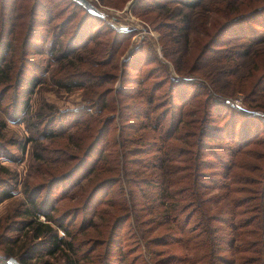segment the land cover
Segmentation results:
<instances>
[{
    "label": "trees",
    "instance_id": "1",
    "mask_svg": "<svg viewBox=\"0 0 264 264\" xmlns=\"http://www.w3.org/2000/svg\"><path fill=\"white\" fill-rule=\"evenodd\" d=\"M203 1L157 2L168 18L173 8L192 9ZM236 2L205 5L220 18L202 25L204 40L183 70L200 78L195 82L175 79L153 50L137 46L136 55L130 52L120 64L136 70L142 54L161 65L162 76L155 77L156 65L143 74L124 75L117 70L116 54L125 34L70 0L72 14L58 21L45 0H0V100L10 91L8 113L25 118L28 96L39 82L36 72L54 60L53 82L65 89L81 87L88 102L81 110L38 118L35 130L53 143L42 147L39 157L68 163L23 189L24 199L0 224L4 258L15 256L19 264H51L48 257L56 254L61 264H264V176L251 191L250 165L239 172L240 164L233 163L237 153L250 156L251 147L243 142L264 121L224 101L221 96L229 93L216 83L224 75L232 79L231 91H241L250 73L241 77L239 64L248 50H238L264 44V0ZM176 12L180 19L157 26L181 29L179 21L187 14ZM70 17L76 21L67 31ZM101 30L111 32L110 38L96 39ZM51 41L48 54L55 44L61 51L56 47L59 52L44 65L41 56L47 55L45 46ZM6 50L7 59L2 55ZM167 54L163 46L162 55ZM258 56L256 67L250 68L253 75L260 70L250 83L253 94L264 93V55L259 64ZM191 86L198 87L193 95ZM243 95L248 106L263 105ZM223 109L227 116L216 122ZM90 110L110 116L97 120ZM72 118L67 126L65 119ZM109 125L114 134L108 138ZM221 149L229 151V159L221 160ZM14 181L13 176L0 177V199L10 195ZM69 187H76L79 198L55 213L56 194L66 196ZM102 204L111 211L104 212ZM0 264L8 263L0 257Z\"/></svg>",
    "mask_w": 264,
    "mask_h": 264
},
{
    "label": "rangeland",
    "instance_id": "2",
    "mask_svg": "<svg viewBox=\"0 0 264 264\" xmlns=\"http://www.w3.org/2000/svg\"><path fill=\"white\" fill-rule=\"evenodd\" d=\"M48 4L49 8H47L48 12H51L56 16L53 21H58L64 16L68 15V12L71 10V6L67 3V0H45ZM106 3L103 4L102 2ZM138 1V0H137ZM136 0H94V2L104 9L109 10L121 17H126L129 19L128 26L125 30L122 31L125 35H123L120 43L118 45V50L116 54V58L118 61L117 70L121 69V72L129 73L130 75L134 74H143L146 69L149 67L155 66L156 78L158 74L162 76V67L159 64L154 62L150 63L146 59H141L136 66L137 69L129 68L120 64V61L126 56L134 52L136 46L138 48H144L146 50H153L155 54L168 66V71L174 75V78H183L190 81L194 80L197 82L200 80L199 77H194L191 73H184L190 62V59L193 54L199 49L202 41L204 40V35L201 31L202 25L210 26L213 18H220L218 13L212 12L211 10L206 9L205 5L207 2L211 1L214 5L221 7L225 2L228 4L235 5L234 3H238V0H205L199 6L189 9L183 7L173 8L169 12V16H164L163 14L167 13L165 9H160L158 6V0H142L137 3ZM17 4V3H16ZM136 4V5H135ZM134 8V9H133ZM51 9V10H50ZM133 9V11H132ZM177 9H181V12L186 13L187 17L185 19H181L179 21V25L182 26L181 29H168L163 28V25L157 26L158 24H162L164 22L170 20L180 19L178 16L180 15ZM72 12H69V15ZM179 14V15H178ZM168 15V14H166ZM178 17V18H177ZM264 17V15H261ZM71 18V21L66 25L65 30L69 31L71 26L75 23L76 18ZM12 20H15L13 18ZM205 20V22H204ZM109 26V25H108ZM110 27V26H109ZM133 27V28H132ZM112 28V27H111ZM114 29V28H113ZM106 30H101L96 39L103 40L105 37L110 38L111 32H105ZM68 33V32H67ZM66 35V34H65ZM50 38V36H49ZM60 39V38H59ZM91 40L88 44L92 45L96 40ZM6 40V39H5ZM240 39H235L232 42H238ZM5 42V41H4ZM168 43L169 47L172 50L168 49L165 45ZM52 41L50 44L47 42L45 46L47 55H43L42 61L44 65H47L48 59L53 60V55H56L59 51H61V46H54V52L52 55L48 54V51L52 47ZM166 50L167 57L165 58L162 55V48ZM56 47L60 48L59 51L56 50ZM248 50V52L241 57L242 62L239 64L241 77L245 78L247 74L250 73L249 82H245L246 85L241 91L235 90L231 91L232 88V79L226 78L224 75L219 76L220 79L216 80L218 85L224 87L223 89L227 90L229 94H224L221 98L226 101L228 100L232 103L237 109L247 112V113H255L260 117V121H264V93H250V83L254 82L259 76L258 73L260 70L251 74L255 69H250L252 67H256L254 61L255 56H258L256 59L257 64L260 63L262 56L264 55V44H259L254 47L244 46L241 47L238 51ZM250 50V52H249ZM135 54V53H133ZM4 55L5 59L9 58V52ZM85 55V54H84ZM136 55V54H135ZM38 56H35V58ZM139 57V56H138ZM171 57V58H170ZM173 58H177L176 64H172L171 60ZM55 60L48 64L46 70L41 72H36L37 78L39 80L38 83L32 89V92L28 96V107L27 114L25 118L22 120L18 116H14L9 114V103L11 98V93L8 91L0 100V177H8L13 176L14 188L11 189L10 195L0 199V224L4 222L5 217L8 216L13 209L17 206V204L24 199V188H29L35 182L39 181L42 177L47 179L50 176L51 172L54 170L60 171L64 167H66L68 162L60 163L59 160H53L50 158L39 157V155L43 152L42 147L53 145V143L49 142V139L43 138L40 133L35 130L36 122L38 118L47 115L48 113H58L64 112L66 110H75L80 109L81 105L87 104V99L81 87H72L69 89H65L59 87L53 80L51 79L50 72L55 66ZM173 65H176L175 71L173 70ZM181 69H179V68ZM159 68V69H156ZM123 74V73H122ZM118 80L112 82L114 87L118 86ZM209 83V82H208ZM207 82H204V85L208 86ZM104 84L103 86H105ZM108 85V84H107ZM165 85V84H164ZM243 85V84H242ZM198 87L191 86V94H194V89ZM126 90L125 92H129ZM202 91V90H198ZM233 92V93H231ZM244 92L248 94L249 99H251L252 103H262L261 107H253L248 106L244 101ZM197 96L202 97L203 94L200 92ZM8 103V104H7ZM98 109V104L96 107ZM93 110V109H92ZM92 112V114H96L99 120L100 116L109 113L108 111H100ZM4 111V112H3ZM88 111L89 113H91ZM218 116H216L215 121L221 122L223 118H225L228 114L226 109L219 110ZM116 114V112H114ZM114 114V115H115ZM65 114V116H67ZM86 114L81 112L80 116H85ZM76 117L75 114L73 118ZM71 120H66L67 126L72 122ZM114 134V130L112 129V125H109L108 138ZM250 137L245 140V143H248V146L251 147L250 156L247 154H243L242 152L235 154L234 162L235 164H240L239 172L244 171L243 167L248 166L247 173L251 175L253 178L249 181H253L250 184L251 191L257 187L262 181H260L264 176V125L261 124L257 129H253L250 133ZM32 136L33 140H27L28 137ZM12 141H17V144H8L12 143ZM229 141V140H227ZM231 142V140H230ZM74 152L71 149V153ZM234 152L232 153V155ZM217 155L221 158L222 161L229 159L230 154L228 150L222 152L221 150L217 151ZM72 162V160H70ZM70 162V163H71ZM228 163V162H227ZM5 167V168H1ZM233 169H238L233 165ZM221 170L225 169L224 167L220 168ZM55 173V172H54ZM84 181V180H82ZM89 183V181L87 182ZM76 187L68 188L67 195L57 193L54 199V205L56 207V212L58 213L60 210L66 208L69 205L75 203V201L79 198L80 193L75 194ZM57 192V191H56ZM104 212H110L111 208L102 204ZM55 210L52 212L54 213ZM38 218L43 220L44 217L39 215ZM60 228H57L58 235L60 234ZM23 238V237H22ZM27 240V239H26ZM34 239H32L33 241ZM38 241V240H34ZM5 245V244H4ZM178 250V249H177ZM183 251L182 248L180 249ZM185 250V249H184ZM148 251L143 249V256L148 258ZM5 254L2 252L0 248V257L2 260H6L8 257H13L17 262V258L15 256H8L4 258ZM45 256V255H43ZM51 264H61L62 257L58 254L48 257ZM19 263V262H18Z\"/></svg>",
    "mask_w": 264,
    "mask_h": 264
},
{
    "label": "water",
    "instance_id": "3",
    "mask_svg": "<svg viewBox=\"0 0 264 264\" xmlns=\"http://www.w3.org/2000/svg\"><path fill=\"white\" fill-rule=\"evenodd\" d=\"M73 4L81 7L86 13L102 19L105 24L115 30H125L128 26L129 19L121 17L113 12H110L103 7L98 6L94 0H70ZM133 28V27H132ZM8 264H19L13 257L7 258Z\"/></svg>",
    "mask_w": 264,
    "mask_h": 264
},
{
    "label": "built area",
    "instance_id": "4",
    "mask_svg": "<svg viewBox=\"0 0 264 264\" xmlns=\"http://www.w3.org/2000/svg\"><path fill=\"white\" fill-rule=\"evenodd\" d=\"M60 234H63V231L62 230H59Z\"/></svg>",
    "mask_w": 264,
    "mask_h": 264
}]
</instances>
